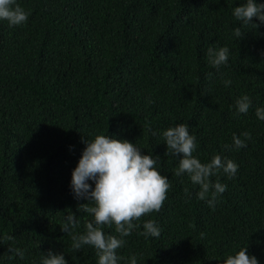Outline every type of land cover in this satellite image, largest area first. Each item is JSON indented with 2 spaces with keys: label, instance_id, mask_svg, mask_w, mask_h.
<instances>
[{
  "label": "trees",
  "instance_id": "16d2710c",
  "mask_svg": "<svg viewBox=\"0 0 264 264\" xmlns=\"http://www.w3.org/2000/svg\"><path fill=\"white\" fill-rule=\"evenodd\" d=\"M16 2L30 13L27 23L0 20V264H41L49 249L68 264H98L94 248L74 252L61 229L68 212L75 233L93 219L78 210L86 201L70 185L83 139L97 134L159 156L155 167L171 185L159 212L134 221L119 264L133 255L137 264H224L243 247L264 264V120L256 116L264 108V24L235 20L244 0ZM210 45L229 48L227 65L208 63ZM244 94L252 105L236 115ZM181 123L201 162L219 154L238 165L231 179L222 169L211 178L227 185L215 210L187 174H174L179 157L165 155L162 132ZM244 132L247 147L235 149L233 134ZM147 220L160 237L140 234ZM104 231L116 235L114 226Z\"/></svg>",
  "mask_w": 264,
  "mask_h": 264
},
{
  "label": "clouds",
  "instance_id": "9594fccd",
  "mask_svg": "<svg viewBox=\"0 0 264 264\" xmlns=\"http://www.w3.org/2000/svg\"><path fill=\"white\" fill-rule=\"evenodd\" d=\"M232 14L243 26L251 24L259 28V24L253 23V18H258L260 24H264V3L244 0L239 6L234 7ZM29 15L30 13L16 0H0V20H6L9 27L26 24ZM234 34L241 37V29L237 27ZM229 52L227 46L216 48L210 45L206 53L207 61L213 68L219 69L222 65H227ZM211 76L209 73V78ZM224 84L226 87L230 86L231 81L224 80ZM251 105L252 99L247 94L241 95L235 100V114H247ZM256 116L264 120V108H256ZM241 135L244 139L233 134L235 149L247 147V141L251 139L249 132ZM162 139L167 146L165 155L179 157L174 174L177 177L187 174L192 184L199 186L197 198L215 210L219 196L226 191L227 185L220 183L219 180L213 183L211 178L222 169L231 179L235 176L238 165L219 154L214 155L207 163L201 162L194 155L198 147L197 139L190 134L187 124L181 123L167 128L162 132ZM83 142L86 147L72 172L70 187L76 200L86 201L78 204V210L82 209L93 219L85 223V231L82 234L75 233L78 225L76 214L68 212L61 229L71 236V247L74 252L90 246L95 250L98 264H119L122 257L118 255L117 250L124 247L126 243L124 237L131 235L138 227L134 221L153 212H159L167 199L171 185L168 177L162 175L155 167L159 156L154 158L150 154H144L136 143L104 134H97L91 140L85 138ZM224 147L228 149L232 146L226 144ZM105 226L108 228L114 226L116 235L106 234ZM143 229L140 234L146 238L149 236L158 238L161 235V229L154 220L145 221ZM4 239L11 241L13 237L6 236ZM8 252L21 259L25 255L20 248L11 246ZM41 264L68 262L63 253L57 254L49 249L43 256ZM130 264H137L135 255L130 258ZM224 264H259V261L255 255H249L247 247H243L235 255H229Z\"/></svg>",
  "mask_w": 264,
  "mask_h": 264
}]
</instances>
